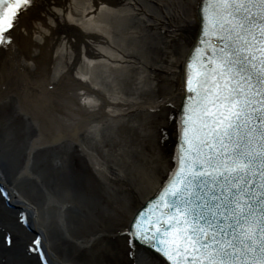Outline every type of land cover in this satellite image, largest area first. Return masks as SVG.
Returning a JSON list of instances; mask_svg holds the SVG:
<instances>
[{
  "label": "bare ground",
  "instance_id": "1",
  "mask_svg": "<svg viewBox=\"0 0 264 264\" xmlns=\"http://www.w3.org/2000/svg\"><path fill=\"white\" fill-rule=\"evenodd\" d=\"M198 1L32 0L25 6L12 32L13 43L0 47V101H13L16 116H26L34 128L28 154L46 148L56 159L77 145L117 198L139 187L146 198L152 196L162 182H156L154 170H147L145 153L134 152L132 169L121 172L117 162L106 164L96 145L91 151L82 138L91 134V143H102L98 139L106 127L110 131L104 136L117 140V128L129 127L123 119L180 104L184 62L198 32V13L190 3L197 7ZM171 76L175 91L169 90ZM23 172L28 173L27 167ZM0 188L18 213H33V228L43 234L52 257L46 264H92L60 259L50 248L46 226L53 214L65 219L66 203L50 197L38 206L35 192L8 181L1 170ZM145 254L134 251V256Z\"/></svg>",
  "mask_w": 264,
  "mask_h": 264
},
{
  "label": "snow or ice",
  "instance_id": "2",
  "mask_svg": "<svg viewBox=\"0 0 264 264\" xmlns=\"http://www.w3.org/2000/svg\"><path fill=\"white\" fill-rule=\"evenodd\" d=\"M31 2L0 0V47L13 43ZM204 12L207 47L185 85L183 152L159 193L160 215L130 221L129 235L171 264H264V0H206Z\"/></svg>",
  "mask_w": 264,
  "mask_h": 264
},
{
  "label": "rangeland",
  "instance_id": "3",
  "mask_svg": "<svg viewBox=\"0 0 264 264\" xmlns=\"http://www.w3.org/2000/svg\"><path fill=\"white\" fill-rule=\"evenodd\" d=\"M190 4L194 13L196 3ZM172 78L167 79L169 90L175 91L177 85ZM14 104L7 98L0 101V159L3 162L0 170L8 181L17 182L30 194L35 192L39 197L38 206H43L50 197L66 203L65 219L58 220L59 215L53 214L46 226L51 250L60 259L92 264H133L134 249L126 231L140 202L147 199L140 193V187L136 193L117 198L77 145L56 159L53 150L46 148L32 149L28 154L35 130L26 116H16ZM176 113L177 105L169 103L138 113L131 121L123 119L129 127L117 128L120 133L117 140L104 136L110 130L101 126L106 131L102 137L99 135L102 143H91V134L84 135L82 141L89 144L91 151L96 145L102 161L111 165L117 162L121 172L132 169L134 152L145 153L147 170H154L156 182L160 183L173 166ZM25 167L28 173L23 172ZM147 184L151 189L152 184ZM20 216L22 214L2 197L0 188V264H42L38 252L31 250L35 235L20 222ZM94 247L100 250L94 252Z\"/></svg>",
  "mask_w": 264,
  "mask_h": 264
},
{
  "label": "water",
  "instance_id": "4",
  "mask_svg": "<svg viewBox=\"0 0 264 264\" xmlns=\"http://www.w3.org/2000/svg\"><path fill=\"white\" fill-rule=\"evenodd\" d=\"M205 2L206 0H199L198 5H197V13H198V32L196 35V38L194 40V43L192 45V47L190 48V50L187 53L185 62H184V72H183V76H182V82H183V86H182V93H181V101H180V105H179V109H178V114H177V120H176V125H177V137H176V141H175V145H174V166L172 168V170L170 171L169 175L166 177V179L163 181V183L158 187V189L155 191V193L148 198V200L136 211V213L133 215V217L131 218L130 221H133L135 219H140L142 223H144L143 221V217H147L149 221L154 220L156 218V216L160 215V211L157 209V205L159 202V193L162 191V186L165 185L167 183V178L171 175L172 171L175 170L176 166H177V156L178 153H182L183 149L181 147V135H180V128H181V121L182 118L183 119H187L185 112H184V106L185 103L191 104L192 102L187 100V93H186V82L187 80L190 78V76L194 73L195 71V67H196V62L193 60V56L199 57L200 53L197 52L198 48H204L207 47V45H202L201 44V39L204 38L205 36ZM209 10L211 9V5H208ZM193 64V68L190 70L188 65L189 63ZM10 206H16L13 205V203H11L10 201H8ZM24 219H26V221H24V225L26 226V228L37 235V238L40 240V244H41V252H43L44 256L51 259V255L49 253V251L46 248V243L44 240V236L43 234L38 231L36 232L35 229L33 228L34 226V221H33V213H31V211H29L28 213H26L23 216ZM130 233V223L128 226V234ZM130 236V235H129ZM133 245L135 247V249L137 248L138 250H144L146 252L149 253V255L156 257L157 259H160L163 264H171L170 261L167 260L166 257H164L163 255H161L160 253H156L154 249H150L148 247L147 244L143 243L140 239L136 238V237H131Z\"/></svg>",
  "mask_w": 264,
  "mask_h": 264
}]
</instances>
